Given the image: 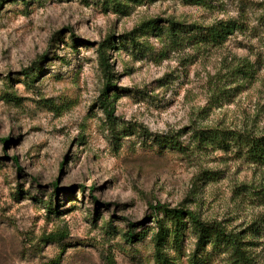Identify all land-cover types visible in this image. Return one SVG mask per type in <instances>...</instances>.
<instances>
[{
  "label": "rangeland",
  "instance_id": "1",
  "mask_svg": "<svg viewBox=\"0 0 264 264\" xmlns=\"http://www.w3.org/2000/svg\"><path fill=\"white\" fill-rule=\"evenodd\" d=\"M165 20L185 26L173 49ZM221 20L238 24L224 43L191 44ZM240 134L264 137V0H0V264H156L157 203L264 264V154ZM172 245L191 264L190 223Z\"/></svg>",
  "mask_w": 264,
  "mask_h": 264
},
{
  "label": "trees",
  "instance_id": "2",
  "mask_svg": "<svg viewBox=\"0 0 264 264\" xmlns=\"http://www.w3.org/2000/svg\"><path fill=\"white\" fill-rule=\"evenodd\" d=\"M159 22L162 25L158 24L157 26L156 24L153 28V30H157V35H164V40L169 49L179 46L180 42H183L181 34L183 30L185 31V26H181L178 22L173 20ZM153 23L155 22H152V24ZM148 25L149 24L145 26ZM237 28L238 24L235 21L221 20L211 26L190 33L188 38L191 44L219 45L224 43ZM130 39L134 41L136 49L142 47L135 37ZM108 44V46H113V42ZM100 60L105 74L111 76L110 59L106 56V53H100ZM245 73L248 74V72ZM110 84V80L108 79L105 90ZM107 92L108 91L105 93L107 94ZM101 103L105 111L109 114V117H111L113 110L111 111L108 107V102L106 98L104 99V94ZM156 140L157 143L162 144V146H167L168 142H171L170 145L177 146L179 149L182 146L174 140L165 141L164 139H158V137H156ZM2 141L7 144L9 139H2ZM237 141L239 146L250 148L251 152L255 155L260 153L264 154V137L252 138L249 135L240 134L238 135ZM14 159L17 160L16 157ZM153 209L156 232L153 234L152 240L155 246L154 258L156 264H177L176 257L170 255L168 251L172 244L181 241L188 223H190L192 232L197 238L198 248V253L191 258V264H207V258L211 256L212 252L228 253L233 264H251L249 251L247 250V246H249L250 242L243 239L242 233L228 232L221 224L204 221L194 211L185 207H170L167 204L157 203ZM129 226L134 228L135 224L129 222ZM124 237L128 242L133 243L141 240L144 235L130 230L124 234ZM208 245L211 246V250L207 249Z\"/></svg>",
  "mask_w": 264,
  "mask_h": 264
}]
</instances>
